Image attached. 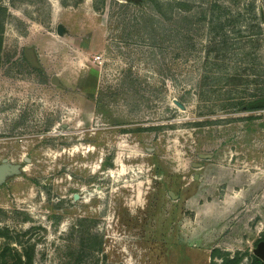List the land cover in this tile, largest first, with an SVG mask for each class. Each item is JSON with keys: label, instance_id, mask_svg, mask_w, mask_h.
Returning <instances> with one entry per match:
<instances>
[{"label": "rangeland", "instance_id": "1", "mask_svg": "<svg viewBox=\"0 0 264 264\" xmlns=\"http://www.w3.org/2000/svg\"><path fill=\"white\" fill-rule=\"evenodd\" d=\"M183 1L0 0V264L253 263L264 0Z\"/></svg>", "mask_w": 264, "mask_h": 264}, {"label": "trees", "instance_id": "2", "mask_svg": "<svg viewBox=\"0 0 264 264\" xmlns=\"http://www.w3.org/2000/svg\"><path fill=\"white\" fill-rule=\"evenodd\" d=\"M189 2L190 1L188 0H184L183 2L178 4L180 9L184 10L182 11L183 14L180 15L182 17V22L184 21L189 26L196 22H197L196 23L197 25L198 24H203V26L208 25L211 27L212 30L220 32V34L222 35L220 39L225 40L226 37L224 36L225 34L223 30L225 29L227 24L234 22L232 21V19L228 18L229 7L221 1H215V2L212 1L211 3L202 2V5L199 8H197L195 13L189 14L190 11L193 10L192 7L189 6L190 5ZM153 3L159 4L156 1H153ZM193 8H196V7H193ZM222 42L223 41H221L220 43ZM225 44L227 45V50H228L229 49L228 39ZM258 108L259 110L260 109L264 110V105ZM252 264H264V262L255 256Z\"/></svg>", "mask_w": 264, "mask_h": 264}, {"label": "water", "instance_id": "3", "mask_svg": "<svg viewBox=\"0 0 264 264\" xmlns=\"http://www.w3.org/2000/svg\"><path fill=\"white\" fill-rule=\"evenodd\" d=\"M120 1H124V0H120ZM126 1V0H125ZM63 34V30L61 27H58V35H62ZM177 106L181 109L184 110L185 107L176 102ZM16 169L14 166H12L11 164L4 162L2 165H0V184L2 182L5 181L6 177L10 174H12L13 172H15ZM79 196L76 195L75 199H78ZM255 256L258 257L259 259H261L264 262V241L260 242L254 252Z\"/></svg>", "mask_w": 264, "mask_h": 264}, {"label": "crops", "instance_id": "4", "mask_svg": "<svg viewBox=\"0 0 264 264\" xmlns=\"http://www.w3.org/2000/svg\"><path fill=\"white\" fill-rule=\"evenodd\" d=\"M63 35V34H62Z\"/></svg>", "mask_w": 264, "mask_h": 264}]
</instances>
